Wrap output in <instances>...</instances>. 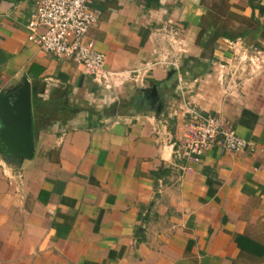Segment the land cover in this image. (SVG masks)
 <instances>
[{"label":"crops","instance_id":"1","mask_svg":"<svg viewBox=\"0 0 264 264\" xmlns=\"http://www.w3.org/2000/svg\"><path fill=\"white\" fill-rule=\"evenodd\" d=\"M89 8L105 68L141 80L104 88L28 40L32 0H0V93L28 82L34 134L32 159L0 155V264H264V74L224 101L214 75L228 43L264 51V0ZM169 30L186 52L152 66ZM186 102L250 145L185 156Z\"/></svg>","mask_w":264,"mask_h":264},{"label":"built area","instance_id":"2","mask_svg":"<svg viewBox=\"0 0 264 264\" xmlns=\"http://www.w3.org/2000/svg\"><path fill=\"white\" fill-rule=\"evenodd\" d=\"M34 10L28 20V40L36 43L47 54L80 65L92 76L93 81L108 90H116L124 83L138 82L145 70H131L128 75L105 68V57L88 39V31L96 17L90 10L92 0H32ZM161 41L166 48L156 51L157 60L152 64L177 68L178 60L186 52L183 41L175 31H162ZM232 55L214 70L222 93V100L238 95L242 85L264 74V51L248 52L236 44L228 43ZM182 115L188 117L194 138L182 144L185 156H198L219 141L228 151H241L250 143L227 128L220 117L198 112L192 102L184 104Z\"/></svg>","mask_w":264,"mask_h":264},{"label":"water","instance_id":"3","mask_svg":"<svg viewBox=\"0 0 264 264\" xmlns=\"http://www.w3.org/2000/svg\"><path fill=\"white\" fill-rule=\"evenodd\" d=\"M154 97L157 98L155 90ZM0 155L20 163L34 156L31 93L27 81L11 93H0Z\"/></svg>","mask_w":264,"mask_h":264},{"label":"trees","instance_id":"4","mask_svg":"<svg viewBox=\"0 0 264 264\" xmlns=\"http://www.w3.org/2000/svg\"><path fill=\"white\" fill-rule=\"evenodd\" d=\"M218 35H219V33H217ZM222 36H225V37H229V38H231L232 36H231V34H228V33H226V32H223V33H220ZM243 35H241V37H242ZM208 47H210V42L209 41H206L205 42V45H204V49H207Z\"/></svg>","mask_w":264,"mask_h":264}]
</instances>
